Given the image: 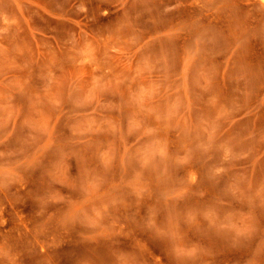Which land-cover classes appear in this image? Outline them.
<instances>
[{"label":"rangeland","instance_id":"374dc122","mask_svg":"<svg viewBox=\"0 0 264 264\" xmlns=\"http://www.w3.org/2000/svg\"><path fill=\"white\" fill-rule=\"evenodd\" d=\"M0 264H264V0H0Z\"/></svg>","mask_w":264,"mask_h":264}]
</instances>
